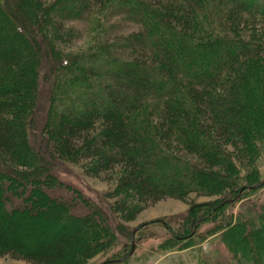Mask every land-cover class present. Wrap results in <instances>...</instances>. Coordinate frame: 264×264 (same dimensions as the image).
I'll return each mask as SVG.
<instances>
[{
	"label": "trees",
	"instance_id": "trees-1",
	"mask_svg": "<svg viewBox=\"0 0 264 264\" xmlns=\"http://www.w3.org/2000/svg\"><path fill=\"white\" fill-rule=\"evenodd\" d=\"M36 30L48 46L44 67ZM81 35L75 52L63 50ZM47 91L42 159L28 130ZM263 154L264 0H0V178L11 175L10 184L14 168H38L39 159L78 164L115 183L123 221L163 198L211 197L201 212L213 215L198 221L220 228L210 233L212 256L223 246L230 264H264V205L243 201ZM235 197L243 204L234 219L225 208ZM1 206L0 258L86 264L116 244L99 209L46 223L28 241ZM190 223L168 240L189 246Z\"/></svg>",
	"mask_w": 264,
	"mask_h": 264
},
{
	"label": "rangeland",
	"instance_id": "rangeland-1",
	"mask_svg": "<svg viewBox=\"0 0 264 264\" xmlns=\"http://www.w3.org/2000/svg\"><path fill=\"white\" fill-rule=\"evenodd\" d=\"M118 22H120V19ZM126 26L130 29L132 27L128 23ZM39 35V30H36L34 36L38 41H41V50L38 53V60L36 62L44 67V59L46 58L45 55H47L48 46L44 45L45 43L42 42ZM84 38L85 35H81L78 40L73 41V44H67L70 45L69 47L63 46V50L75 52L82 44ZM48 83H50L49 79L44 81V84L48 85ZM39 97L37 98L42 99L41 108L43 110L37 111L30 120L28 141L32 153H34L32 155L34 157L38 155L44 159L48 155V152L47 144L45 143L46 138L44 133L41 132V127L44 123L45 110L49 107V104L47 105L48 91L39 94ZM41 162L43 165L40 164ZM39 164L41 166L35 169L14 168L16 175L12 174V177L13 175L16 177V183L10 184V181L7 180L11 175L5 176L4 179L0 178V204H3L1 207L6 211L8 210L11 215H14V221L22 224L23 230L25 229V225L31 226L32 233L20 231L30 236L28 241L33 240L37 233L45 234L47 232L45 226L49 222L52 224L61 222L63 221L62 218L66 217H91L92 214L94 215L93 209H99L108 219L112 232L117 238L116 244L111 249V252L100 254L86 264H106V261H111L109 264H200V261H204L202 259L204 257L206 259L213 257V260L215 259L219 264L232 263L230 256L225 253L223 246V255H219L220 251L218 254L212 256L213 247L216 242L215 235L218 234L210 235L211 232H214V227H217L215 226V222L210 218L198 221L206 215H213L212 212H207L204 215V212L201 211L214 198H194L191 195L190 197L193 198L191 202L163 198L155 204L146 207L133 219L123 221L113 210L115 199L111 198L110 194L114 190L115 183L103 181L88 175L81 165L78 164L63 165L53 160L54 165L49 167L41 159L38 160ZM256 171L260 180L258 183L264 182V154L256 162ZM20 172L23 175H19ZM255 185L248 187V189L254 190V192L246 194L243 201L249 203L255 202L261 207L262 204L264 205V185L252 189ZM238 197L233 198L228 203L229 205L227 204V208H225L234 219L243 204V201H239ZM120 199L124 201L123 198ZM193 212L196 215H193ZM191 217L197 220L196 225L190 223L194 227L192 233H195L194 235L197 238L193 237L189 246L188 244L183 245V242L169 241L168 239L171 238L170 233H173L180 239L183 238L181 235L185 226L183 224L188 223ZM101 223V226L98 224L95 230L103 229L106 226V224L103 225ZM46 228L48 229V227ZM92 230L93 228L90 229L91 232ZM120 230L123 231V234H121ZM198 238L204 239L199 240ZM132 243L134 244V250L131 255L122 262H118L130 253ZM0 264L29 263L4 257L0 258Z\"/></svg>",
	"mask_w": 264,
	"mask_h": 264
},
{
	"label": "water",
	"instance_id": "water-1",
	"mask_svg": "<svg viewBox=\"0 0 264 264\" xmlns=\"http://www.w3.org/2000/svg\"><path fill=\"white\" fill-rule=\"evenodd\" d=\"M262 185H264V182H261V183L256 184L255 186L252 187V189L258 188V187H260ZM133 250H134V244L132 243L131 244V251H130V253L126 257H124L123 259H121L118 262H122L123 260L127 259L131 255V253L133 252Z\"/></svg>",
	"mask_w": 264,
	"mask_h": 264
}]
</instances>
